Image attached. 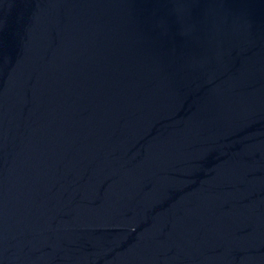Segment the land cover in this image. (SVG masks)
Instances as JSON below:
<instances>
[{"label":"water","instance_id":"1","mask_svg":"<svg viewBox=\"0 0 264 264\" xmlns=\"http://www.w3.org/2000/svg\"><path fill=\"white\" fill-rule=\"evenodd\" d=\"M0 264H264V0H0Z\"/></svg>","mask_w":264,"mask_h":264}]
</instances>
